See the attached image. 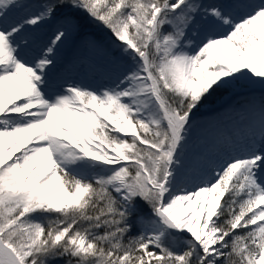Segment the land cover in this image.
<instances>
[{
    "label": "snow or ice",
    "instance_id": "6c2138e0",
    "mask_svg": "<svg viewBox=\"0 0 264 264\" xmlns=\"http://www.w3.org/2000/svg\"><path fill=\"white\" fill-rule=\"evenodd\" d=\"M89 21L119 42L114 78L60 83ZM240 81L264 85V0H0V264H264V103L239 154L185 161Z\"/></svg>",
    "mask_w": 264,
    "mask_h": 264
},
{
    "label": "bare ground",
    "instance_id": "6f19581e",
    "mask_svg": "<svg viewBox=\"0 0 264 264\" xmlns=\"http://www.w3.org/2000/svg\"><path fill=\"white\" fill-rule=\"evenodd\" d=\"M54 30L55 23L53 22L41 27V29L35 34V42L33 45L35 52H38L40 48L47 44L49 38L54 33ZM66 40L62 45L59 46L57 50L55 57L56 67L53 69V75L57 73V71H65L66 69L70 68L75 60L77 61L76 58H72L70 56V51L72 50V53H74V49L71 47V42ZM79 57L81 59H78L79 61H83V64L86 63L84 68L85 71L92 70L94 73V71L98 69V66H96L95 63L89 58L90 56L88 58L83 56ZM28 58L31 59V55H29ZM68 75L69 73H66L64 76H55V78L60 83H65L71 79ZM244 85H247L248 87H244ZM260 85L262 86V84H260L258 81H240L235 86H233V89L235 93L252 92L258 88L261 89L263 86L261 87ZM227 99L228 97L223 98L218 103V105L208 108L205 112V119H209V122L206 125L195 124L194 131L191 132L189 144L187 145L185 153V161L187 162L193 154H196L202 158L204 163L201 165V170L197 173L198 175L206 174L208 170L223 164V162L228 159L230 155L239 154V149H237L235 146L240 144L241 148L249 134L252 131L258 129L259 110H248L241 112L242 114L240 117L247 119V121L242 124H239L236 121L235 123L231 121L230 125L226 126V124L223 123V120H212L211 117L215 116L216 113L221 111V109L227 105ZM220 148H222V151L219 150ZM180 187H187L191 189L193 187V181L191 177L189 176L186 178Z\"/></svg>",
    "mask_w": 264,
    "mask_h": 264
},
{
    "label": "rangeland",
    "instance_id": "374dc122",
    "mask_svg": "<svg viewBox=\"0 0 264 264\" xmlns=\"http://www.w3.org/2000/svg\"><path fill=\"white\" fill-rule=\"evenodd\" d=\"M55 23V30L59 27L57 22ZM71 42V47L74 49L70 51V56L76 58L74 63L70 68L65 71H57L54 76L61 77L69 73L67 84L71 83H80L84 85L91 86L92 88H100L103 85H108L111 83V80L114 78L112 68L114 59L119 56V51L116 45L118 41L112 36V34L103 27V25L89 21L82 25L80 32L71 33L67 40ZM71 48V49H72ZM79 56L89 57L98 69L94 71L87 70L85 71L86 63L83 64ZM79 59V60H78ZM125 62L121 61V67H125ZM85 73V74H84ZM102 73V74H101ZM84 75V76H82ZM107 76V77H106ZM109 76V77H108ZM261 86V85H260ZM263 86V87H262ZM261 89L258 88L252 92H240L235 93L233 87L227 90H221L216 93V95L207 102L205 105L200 107V110L197 112L195 117V124L206 125L209 122L210 117L206 120L205 112L208 108L215 107L223 99L228 97L227 105L221 109L215 116L211 117L213 119L223 120V123L226 126L230 125V122L233 121L239 124L244 123L247 119L241 118V112L248 110H259L262 103H264V85ZM244 87H248L244 85ZM229 129V128H228ZM194 131V127L191 132ZM237 149H240V144L235 146ZM222 151V148L219 149ZM218 165L216 168H218Z\"/></svg>",
    "mask_w": 264,
    "mask_h": 264
}]
</instances>
